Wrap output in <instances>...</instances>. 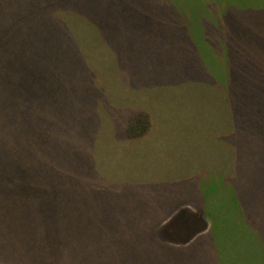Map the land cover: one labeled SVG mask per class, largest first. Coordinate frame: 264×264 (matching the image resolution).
I'll return each instance as SVG.
<instances>
[{"label": "trees", "instance_id": "1", "mask_svg": "<svg viewBox=\"0 0 264 264\" xmlns=\"http://www.w3.org/2000/svg\"><path fill=\"white\" fill-rule=\"evenodd\" d=\"M49 1L40 0L42 10L36 13L23 9L21 3L0 0V28L9 35L5 58L9 60L12 56L14 45L24 42L25 28L31 20H58L74 41L76 52L73 99L75 116L71 120L61 117L58 136H23L27 128L31 133L37 132L38 124L49 119L46 116L44 119L39 118L41 113L38 112L35 97H13L11 112L6 106L0 105V264H25L13 254L20 251L27 256L35 253L39 255L37 260L30 261L29 264H106L109 258L116 264L145 261L144 254L127 258L123 254V249L126 248L155 249V257L151 258L158 261L149 260L146 264L184 263L187 260V249L204 242L209 233L214 232L213 224L216 221L205 211L207 206L196 213L184 206L183 211L179 207L172 211L170 203L152 208L151 202L146 199L148 196H143L136 204H139L144 215L140 214L135 219L123 217L120 231L117 230V225L114 229L104 228L114 221L95 218L89 221L90 233L88 228L86 230V234H93V237L83 246H78L75 250V241L72 244L67 238L64 240L65 233L60 226L58 214L59 209H68L75 201L71 165L80 172L86 168V164L77 162L75 156L82 152L83 158L87 160L91 150L97 154V147L94 146L98 145L101 159L109 145H115L119 149L124 144L152 138L151 129L155 122L146 105L152 103L158 92L173 89L174 84L171 82L174 76L173 70L160 73L158 69H154L156 61L130 56L125 48L129 43L125 39L111 44L106 33L93 28L112 23L147 22L145 17L138 16L133 7L122 4L118 8L114 0H70L68 7L64 6L59 11L57 9L60 7L47 11L44 6ZM229 1L205 0L204 5L208 6L205 9L207 12L202 14L203 19L208 21L211 15H222V22H219L224 25L228 20L226 2ZM236 1L241 6L237 10L242 14L238 13L237 19L225 24L230 27V32L227 33V38L223 37L226 50L222 51L220 66L224 69L222 76H232V84L228 85L231 90L225 89L228 83L221 79L210 82L197 79L192 83H178L183 86L180 94L175 97L183 103L176 120L177 125L183 128L185 126L184 129L192 134L189 142L202 140L208 130H214L219 151L225 146L224 152H230V155L224 154L215 176L218 200L225 197V190L219 191L218 188H228L232 198H225L230 199V203L251 198L247 191L239 197L236 195L237 189L240 185H248L251 177L258 172L261 171L260 177L264 179V0ZM190 2L186 0L185 3L190 14L183 13L180 18L183 22L194 24V10L193 5L189 8ZM102 3H108L109 7L104 9ZM26 5H29V1H26ZM219 7L220 11L217 10ZM107 41L113 48L111 52L104 53L101 47ZM114 48L118 52H113ZM2 52L3 46L0 45V57ZM124 56H130L134 61L130 59L127 62ZM111 60L117 61L118 65L120 60L129 63L137 72L134 73L136 79L123 80L122 66L117 68L119 76L109 74L102 79L98 78L102 71L99 65L105 66ZM22 63V59H12L9 62L16 70H24ZM14 81L16 85L20 83ZM203 89L219 94V116L206 115L200 109V100L204 99ZM224 95L226 98L228 95L232 105L230 134L234 132L235 126L238 138L246 135L251 122L257 128V132L247 142L237 140L238 151L230 147L229 136L226 139L223 135L220 136L221 125L214 129V120L221 123L224 119L221 118L224 115ZM44 115L46 113L42 114ZM90 131L94 133L91 141L94 144H86L85 141ZM156 140L159 150H167V145L161 142L163 137L158 136ZM105 142L109 145H103ZM78 188L76 186L75 191ZM183 212L185 216L180 214ZM176 213L178 216L171 220ZM175 225L179 228H169ZM126 226L129 227L128 230H125ZM134 231L148 234L152 243L143 244L136 238ZM129 234H133L135 239L127 243ZM111 252L118 253L117 259L109 256Z\"/></svg>", "mask_w": 264, "mask_h": 264}, {"label": "rangeland", "instance_id": "2", "mask_svg": "<svg viewBox=\"0 0 264 264\" xmlns=\"http://www.w3.org/2000/svg\"><path fill=\"white\" fill-rule=\"evenodd\" d=\"M5 1L21 3L23 9L30 12L37 13L42 10L40 0ZM26 1H29V5H26ZM69 1L50 0L44 7L47 11L60 7L57 9L59 11L64 6L68 7ZM114 1L118 8L122 4L133 7L138 16L145 17L147 22L112 23L93 28L106 33L111 44L119 39H125L129 43L125 48L130 56L156 61L153 67L159 72L167 73L173 70L174 78L171 84H174V87L171 91L158 92L154 95L152 103L146 105L155 122L151 129L152 138L124 144L119 149L105 142L103 145L109 147L101 159L98 145L94 146L97 147V154L91 150L87 160L83 158L82 152L81 155L75 156L77 162L86 164V168L85 171L80 172L74 170L75 166L71 165L72 193L75 201L68 209H59L58 214L60 226L65 233L64 240L67 238L72 244L75 241V250L78 246H83L93 237V234L88 236L86 232L90 233L89 221L95 218L114 221L104 228L114 229L117 225V230L120 231L123 217L135 219L140 214L144 215L139 209V204L136 203L141 197L148 196L146 199L151 202L152 208L170 203L172 211L177 207L183 211L186 207L196 213L207 206L205 211L212 220L216 221L213 224V234L210 232L204 242L187 249L185 253L187 260L181 264H264V179L260 177L261 171L251 177L248 185H240L237 189L236 195L239 197L247 191L251 198L230 203L231 200L225 197L232 198L231 190L220 187L219 191L225 190V197L222 196L224 199L218 200L215 176L224 154L230 155V152H224L225 146L219 151L214 130H208L202 140L189 142L192 134L184 129L185 126L184 128L178 126L176 121L183 107V103L175 99L183 86L178 83L188 81L192 83L197 79L207 82L221 79L228 83L227 86L232 84V76H222L221 72L224 69L220 66L222 51L226 50L223 37L227 38V33L230 32V27L227 25L237 19L238 13L242 14L237 10L240 9V4L235 0L226 2L228 20L223 25L220 24L222 15L217 17L211 15L208 21L203 19L202 14L207 12L205 9L208 6L204 5L205 0H187V2L191 1L189 8L193 5L194 24L181 21L180 15L183 13L187 15L188 12L185 8L186 0ZM102 7L106 9L109 5L102 3ZM217 10L220 11V7ZM25 32L24 42L14 45L13 54L8 60L5 58V49L9 45V35L0 28V45L3 46L0 57V105L6 106L11 112L13 97L28 99L35 97L38 102V112L41 113L39 118L44 119L43 117L46 116L49 119L38 124L37 132L31 133L27 128L23 136L28 137L32 134L56 137L61 131V117L71 120L75 116L73 100L75 43L58 20H31ZM101 48L104 53H109L113 46L107 41ZM113 52L118 51L114 48ZM130 56H124L127 62L130 59L134 61ZM12 59H22L24 70L12 68L9 64ZM125 60H120V65L114 60L107 61L105 66L100 64L99 68L102 71L98 74V78L102 79L109 74L119 76L117 68L122 66L123 80L134 81L137 72ZM124 64L127 66L124 67ZM14 80L20 83L16 85ZM225 89L231 90L229 86ZM168 91L170 94L167 93ZM225 95L224 115L221 116L224 119L221 123L213 119V125L214 129L219 125L222 126L220 136L223 135L225 139L229 136L230 147L238 151L237 140L247 142L249 137L257 132V128L251 122L246 135L238 138L235 126L234 132L230 134L233 120L232 105L228 95L227 98ZM202 96L204 99L200 100V109L206 115L219 116V94L203 89ZM44 113L46 115L42 116ZM93 134L91 131L87 134L86 144L95 143L91 142ZM158 136L163 137L161 142L167 145V150L158 149L156 140ZM145 184L150 186H143ZM219 185L221 186V181ZM76 186L79 187L77 191H75ZM176 214L171 220L178 216V213ZM180 214L185 216L184 212ZM128 228L126 226L125 230ZM169 228L179 227L175 225ZM134 233L143 244L152 243L148 234L143 235L137 231ZM131 239H135L134 235H127V243ZM13 254L25 264L39 258L36 253L30 256L22 251ZM123 254L129 259L136 258L140 254L146 255L145 261H136L135 264H146L149 260L158 261L151 258L155 257V249L126 248L123 249ZM109 256L117 259L118 253L111 252ZM106 264L116 263L109 258Z\"/></svg>", "mask_w": 264, "mask_h": 264}]
</instances>
